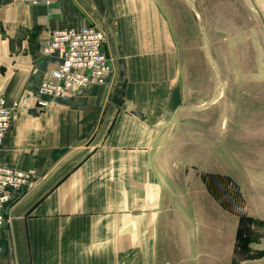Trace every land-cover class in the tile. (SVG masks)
I'll use <instances>...</instances> for the list:
<instances>
[{
	"label": "crops",
	"instance_id": "obj_1",
	"mask_svg": "<svg viewBox=\"0 0 264 264\" xmlns=\"http://www.w3.org/2000/svg\"><path fill=\"white\" fill-rule=\"evenodd\" d=\"M145 6L146 0H0V94L8 105L26 98L12 115L0 166L31 169L38 178L10 208L0 264H161L166 182L158 149L164 130L177 140L189 94L168 28L159 16L155 30L147 18L155 13ZM88 24L107 36V82L37 109V87L60 62L42 55L41 41L51 30ZM202 122V170L222 175L227 139L210 140L208 111ZM232 145V160L243 161L246 172L244 162L258 158L254 140ZM238 226L236 219L225 264H264V248L236 250Z\"/></svg>",
	"mask_w": 264,
	"mask_h": 264
},
{
	"label": "rangeland",
	"instance_id": "obj_2",
	"mask_svg": "<svg viewBox=\"0 0 264 264\" xmlns=\"http://www.w3.org/2000/svg\"><path fill=\"white\" fill-rule=\"evenodd\" d=\"M153 3L154 8L146 0L145 9L155 13L147 18L155 30L159 16L168 28L189 94L177 140H168L169 130H164L158 149L166 182L159 261L225 264L236 219V250L264 248V191L257 193L264 171V0ZM203 111L209 112L210 140L227 139L222 175L202 170ZM241 140H254L258 149L257 159L244 162L246 172L240 169L243 161L232 160V144Z\"/></svg>",
	"mask_w": 264,
	"mask_h": 264
},
{
	"label": "built area",
	"instance_id": "obj_3",
	"mask_svg": "<svg viewBox=\"0 0 264 264\" xmlns=\"http://www.w3.org/2000/svg\"><path fill=\"white\" fill-rule=\"evenodd\" d=\"M40 50L44 57L57 56L60 62L37 87L35 106L39 110L91 85H104L111 73L112 59L106 51L105 32L94 24L51 30L41 41ZM24 96L8 105L0 94V147L13 113L25 106ZM37 180L31 169L21 171L0 166V233L9 226V212L15 200L33 188Z\"/></svg>",
	"mask_w": 264,
	"mask_h": 264
},
{
	"label": "trees",
	"instance_id": "obj_4",
	"mask_svg": "<svg viewBox=\"0 0 264 264\" xmlns=\"http://www.w3.org/2000/svg\"><path fill=\"white\" fill-rule=\"evenodd\" d=\"M212 176H214V175H212Z\"/></svg>",
	"mask_w": 264,
	"mask_h": 264
}]
</instances>
